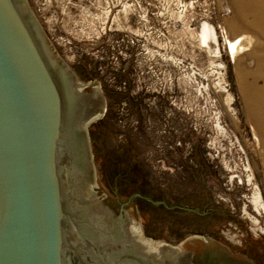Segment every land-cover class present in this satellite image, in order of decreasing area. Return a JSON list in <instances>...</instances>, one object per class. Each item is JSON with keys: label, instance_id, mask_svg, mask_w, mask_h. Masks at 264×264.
<instances>
[{"label": "rangeland", "instance_id": "1", "mask_svg": "<svg viewBox=\"0 0 264 264\" xmlns=\"http://www.w3.org/2000/svg\"><path fill=\"white\" fill-rule=\"evenodd\" d=\"M24 1L83 91H101L87 131L108 213L153 254L213 245L264 264V120L228 53L227 0Z\"/></svg>", "mask_w": 264, "mask_h": 264}, {"label": "water", "instance_id": "2", "mask_svg": "<svg viewBox=\"0 0 264 264\" xmlns=\"http://www.w3.org/2000/svg\"><path fill=\"white\" fill-rule=\"evenodd\" d=\"M60 63L25 1L0 0V264H73L75 235L79 246L128 243L139 264H259L213 245L160 256L115 223L83 133L103 110L101 91L84 92Z\"/></svg>", "mask_w": 264, "mask_h": 264}, {"label": "bare ground", "instance_id": "3", "mask_svg": "<svg viewBox=\"0 0 264 264\" xmlns=\"http://www.w3.org/2000/svg\"><path fill=\"white\" fill-rule=\"evenodd\" d=\"M227 4L230 15H228L229 20L227 26L224 25V29L227 34L228 53L234 59L247 112L264 120V0H227ZM30 14L36 22L37 19L31 12ZM36 24L38 25V21ZM209 31L207 27L203 28V38H206ZM210 32L212 33V31ZM235 32L239 35L232 37ZM242 51H246L243 52V59L246 58L249 61L245 65L239 61L240 59H235L236 53L240 52L241 54ZM94 119L95 117L91 116L83 123V133L84 136H87L85 142L88 147L87 126ZM87 153L92 180L95 185L90 148H87ZM122 223L125 224V221ZM119 227L121 228V226Z\"/></svg>", "mask_w": 264, "mask_h": 264}, {"label": "flooded vegetation", "instance_id": "4", "mask_svg": "<svg viewBox=\"0 0 264 264\" xmlns=\"http://www.w3.org/2000/svg\"><path fill=\"white\" fill-rule=\"evenodd\" d=\"M38 27L41 30L39 23H38ZM55 62L57 64V61H55ZM58 66L63 67L64 64L60 63V64H58ZM69 72L71 74H73L72 71H69ZM73 77L76 79L74 74H73ZM124 212L125 211H123L120 214L113 212L114 215L110 214V216L113 218L115 223L118 226H121V228L124 230V232L138 246H140V243H142V242H140V240H137L134 236H131L130 232H128V229L126 228L127 223H125V224L122 223L124 221L122 219L125 216ZM118 215L121 217H119ZM75 236L72 238L71 243L74 247L78 248L80 253H78V254L74 253V255L72 257L73 264H139L136 261L135 256L131 252H129V249L131 247H129L128 243L122 244L121 242L117 241V242L111 244L108 240H105V241L100 242V243H98V242L93 243L91 241H86V243H84V244L81 243L82 246H79L80 242H78V239ZM145 245L146 244H144L143 247H145ZM146 248L148 249L149 247L146 246ZM133 250L134 249H132L131 251H133ZM110 253H113L114 255L116 254V258H114V257L110 258Z\"/></svg>", "mask_w": 264, "mask_h": 264}]
</instances>
